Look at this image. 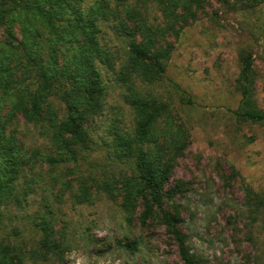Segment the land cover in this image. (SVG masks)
Segmentation results:
<instances>
[{
    "label": "rangeland",
    "instance_id": "374dc122",
    "mask_svg": "<svg viewBox=\"0 0 264 264\" xmlns=\"http://www.w3.org/2000/svg\"><path fill=\"white\" fill-rule=\"evenodd\" d=\"M4 1L5 8L16 4ZM107 1L115 13L100 23V37L111 60L99 64L103 103L86 122L89 143L78 162L52 166L47 155H59L39 127L15 118L10 130L28 159L13 197L1 207L0 249L10 247L11 264H184L160 219L142 225L140 203L129 223L122 206L123 186L136 177L124 144L137 134L135 102L142 100L145 110L146 100L161 108L154 131L173 166L167 187L179 190L170 205L180 212L196 264H264V123L235 114L246 53L253 56L255 104L264 110V2L123 0L156 46L171 49L164 73L149 78L131 68V37L119 31L115 17L124 16L120 0ZM13 30L20 38L18 21ZM6 35L0 26V45ZM54 103L61 108L57 98ZM48 212L56 219L57 251L40 247L34 226Z\"/></svg>",
    "mask_w": 264,
    "mask_h": 264
},
{
    "label": "trees",
    "instance_id": "16d2710c",
    "mask_svg": "<svg viewBox=\"0 0 264 264\" xmlns=\"http://www.w3.org/2000/svg\"><path fill=\"white\" fill-rule=\"evenodd\" d=\"M86 1L13 0L16 4L8 8L4 7V0L0 2V26H5L7 32L5 45H0V214L1 207L13 197L15 181L28 159L10 130L15 118L39 127L41 135L59 155V158L47 155L46 161L52 166L78 162L81 150L89 143L86 122L100 111L103 103L104 83L99 64L111 60L101 41L100 23L108 21L115 11L110 1L96 0L90 4ZM124 1L120 0L124 16L119 12L115 17L120 19L119 31L131 37V68L140 69L149 78L164 73L171 49L156 46L151 30ZM193 1L200 4L202 0ZM248 1V6L264 2ZM17 21L20 38L13 30ZM130 21L135 23L134 28ZM252 69L253 56L243 54L239 76L242 100L235 114L245 122L264 123V110L254 100ZM31 75L33 80L27 82ZM54 98L59 100L61 108ZM135 105L140 111L137 134L124 144L134 159L136 171V177L123 186L126 221L132 223L141 203L137 213L139 222L146 225L151 218L160 219L176 242L183 263L196 264L180 227L183 222L180 212L174 202L170 205L179 190L167 187L173 166L171 160L165 159L154 131L161 108L146 100L145 110L142 100ZM104 188L111 194L110 183L104 182ZM55 220L48 212L34 222L41 233L40 247L45 251L61 248L56 240ZM11 251L9 246L0 249V264L13 263Z\"/></svg>",
    "mask_w": 264,
    "mask_h": 264
}]
</instances>
